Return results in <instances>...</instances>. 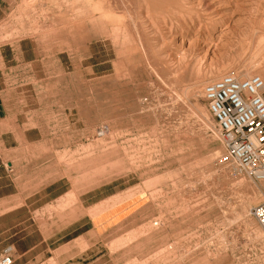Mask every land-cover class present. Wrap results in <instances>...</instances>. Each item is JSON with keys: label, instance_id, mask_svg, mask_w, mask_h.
Masks as SVG:
<instances>
[{"label": "rangeland", "instance_id": "rangeland-1", "mask_svg": "<svg viewBox=\"0 0 264 264\" xmlns=\"http://www.w3.org/2000/svg\"><path fill=\"white\" fill-rule=\"evenodd\" d=\"M33 1L0 0V92L19 123L4 156L23 194L0 205V256L264 264L262 181L217 165L203 96L226 74L264 78V0Z\"/></svg>", "mask_w": 264, "mask_h": 264}, {"label": "built area", "instance_id": "built-area-1", "mask_svg": "<svg viewBox=\"0 0 264 264\" xmlns=\"http://www.w3.org/2000/svg\"><path fill=\"white\" fill-rule=\"evenodd\" d=\"M203 96L222 135L225 152L217 165L234 166L264 182V80L225 75L206 85ZM251 214L264 231V199ZM13 262L14 252L8 247L0 256V264Z\"/></svg>", "mask_w": 264, "mask_h": 264}, {"label": "crops", "instance_id": "crops-1", "mask_svg": "<svg viewBox=\"0 0 264 264\" xmlns=\"http://www.w3.org/2000/svg\"><path fill=\"white\" fill-rule=\"evenodd\" d=\"M9 94H4L3 91L0 92V148H3L4 151L0 153V205L3 206L4 211H11L14 205V199L16 197L20 198L23 195L19 191V187L16 184V180L14 179L15 175L12 174L14 170V165L10 162V158H6L4 152L8 150L10 152V147H7L5 144V136L6 138L11 137V134L18 129L13 128L15 125L19 126L17 123V114H11L9 109ZM13 120V121H12ZM9 148V149H8ZM58 182L51 183L42 189L38 190L36 193L32 194V197L39 196L43 193H49L50 195L53 193V190L57 187ZM17 189V191H15ZM26 195V194H25ZM4 243V242H3ZM7 248V247H6ZM4 248L3 251L6 249ZM36 248V247H35ZM34 248V249H35ZM15 258V250L12 247ZM31 249L30 251L34 250ZM29 251V252H30ZM2 255V254H1Z\"/></svg>", "mask_w": 264, "mask_h": 264}, {"label": "bare ground", "instance_id": "bare-ground-1", "mask_svg": "<svg viewBox=\"0 0 264 264\" xmlns=\"http://www.w3.org/2000/svg\"><path fill=\"white\" fill-rule=\"evenodd\" d=\"M37 2V0H34L33 2ZM88 1H90V0H88ZM99 1V0H98ZM101 1V0H100ZM103 1V0H102ZM101 1V2H102ZM66 2V1H65ZM78 2V1H77ZM82 2V1H81ZM80 2H78V4H79ZM33 4V3H32ZM35 4H37V3H35ZM58 4H60V3H58ZM69 4H70V2H69ZM93 4V3H92ZM26 5V4H25ZM30 5V4H29ZM61 5V4H60ZM74 5V4H73ZM31 6V5H30ZM41 6V5H40ZM44 6V5H43ZM45 6H46V4H45ZM54 6H56V5H54ZM63 6V5H62ZM72 6V5H71ZM71 6H70V8H71ZM94 6H95V4H94ZM20 7H22V6H20ZM34 7V6H33ZM66 7H68V5L66 6ZM74 7V6H73ZM26 9H28L27 7H25ZM30 8V7H29ZM36 8V7H35ZM75 8V7H74ZM60 9V8H59ZM68 9V8H67ZM72 9V8H71ZM94 9V11H96V13H98L99 15H100V17L102 18V23L101 24H104L103 22H106V23H108L107 25L109 26V23H110V21L111 20H113V16L111 15L112 14V12H107V10H103V9H101V7H98L97 5L93 8ZM113 9V8H112ZM73 10V9H72ZM76 10V9H75ZM79 10H81L80 8H79ZM25 11V10H24ZM31 11V10H30ZM68 12H70L69 10H67ZM76 11H78V8H77V10ZM76 11H72L73 13L74 12H76ZM82 11V10H81ZM116 11V10H115ZM44 12H46V11H44ZM80 12V11H79ZM83 14H86L87 12H82ZM82 13H79V14H77L76 16H78V15H80V19H81V14ZM36 14V13H35ZM44 14V13H43ZM50 14V13H49ZM64 14V13H63ZM88 15H90L89 13H87ZM70 15V14H69ZM117 15V14H116ZM115 15V16H116ZM24 16H26V15H24ZM59 16V15H58ZM86 16V15H85ZM84 16V17H85ZM95 16V15H94ZM120 16V15H119ZM92 17V16H91ZM22 18H23V16H22ZM85 18H87L88 19V17H85ZM90 18V17H89ZM93 18V17H92ZM77 19V18H76ZM91 19V18H90ZM77 20H79V19H77ZM76 20V21H77ZM81 20H83V19H81ZM101 20V19H100ZM83 21H85V20H83ZM92 21V20H91ZM94 21V20H93ZM92 21V22H93ZM115 21V20H114ZM120 21V20H119ZM80 22V21H79ZM78 22V23H79ZM89 22H90V20H89ZM115 23V22H114ZM75 24V23H74ZM85 24V23H84ZM112 24V23H111ZM261 24V23H260ZM55 25V24H54ZM58 25V24H57ZM69 25V24H68ZM73 25V24H72ZM95 25V24H94ZM116 25V24H115ZM154 25V24H153ZM263 24H261V26H262ZM69 26H71V24L69 25ZM200 26V25H199ZM211 26H213V25H211ZM93 27V26H92ZM97 27V26H96ZM117 27V26H116ZM154 27H155V25H154ZM209 27V26H208ZM223 27V26H222ZM207 28V27H206ZM213 28V27H212ZM60 29V28H59ZM62 29H64V28H62ZM97 29V28H96ZM102 29H104V28H102ZM155 29V28H154ZM209 29V28H208ZM156 30V29H155ZM154 30V31H155ZM82 31V30H81ZM206 31H208L209 32V30H206ZM205 31V32H206ZM77 32H79V31H77ZM85 33V32H84ZM207 33V32H206ZM210 33H212V32H210ZM223 33V31H221V33L220 34H222ZM79 34H80V32H79ZM75 35H77V34H75ZM84 35V34H83ZM81 36V35H80ZM208 36V35H207ZM206 36V37H207ZM37 37V36H36ZM39 38H41V37H39ZM39 38H37V39H39ZM206 39V38H205ZM210 39V38H209ZM263 41L262 42H260V43H263L264 42V39H262ZM41 42V41H40ZM60 45V44H59ZM263 46H264V44H262ZM262 45L260 44V46H261V48H262ZM191 46V45H190ZM257 46H258V44H257ZM195 47V46H194ZM259 47V46H258ZM257 47V48H258ZM256 48V47H255ZM259 49V48H258ZM256 50V49H255ZM68 51H70V50H68ZM261 51H263V50H261ZM260 51V52H261ZM255 53H256V51H255ZM123 54V53H122ZM255 55V54H254ZM134 56V55H133ZM182 56H184V55H182ZM259 57V56H258ZM262 58H264V57H262ZM261 60V59H260ZM149 61V60H148ZM254 61H255V59H254ZM262 61H264V59L262 60ZM172 62V61H171ZM170 62V63H171ZM174 62V61H173ZM172 64V63H171ZM178 64V63H177ZM180 64V63H179ZM257 64H260V62H258V63H256V65L255 66H257ZM170 65V64H169ZM255 68V67H254ZM254 70V69H253ZM250 71H252L251 69H250ZM263 73H262V75H264V70L262 71ZM124 75V74H123ZM226 75H228V74H226ZM230 75H231V73H230ZM233 75V74H232ZM234 77H236L237 75H233ZM216 77H218V76H216ZM237 79L239 78L240 80H242V79H250V72H248V71H246V72H244V74H242L241 76H237L236 77ZM216 79V78H215ZM263 80H264V78H263ZM202 90V89H201ZM201 93V92H200ZM209 113V112H208ZM260 191H262L263 189H264V182H262V186H260ZM259 191V192H260ZM249 197V196H248ZM255 198V197H254ZM251 199V198H250ZM253 235V234H252ZM260 235V234H259ZM262 237V236H261ZM260 238V237H259ZM261 239V238H260Z\"/></svg>", "mask_w": 264, "mask_h": 264}]
</instances>
